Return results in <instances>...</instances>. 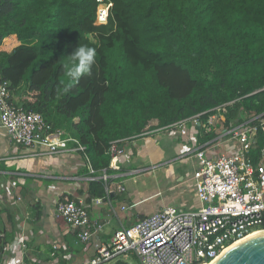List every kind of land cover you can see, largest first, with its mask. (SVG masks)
<instances>
[{
  "label": "trees",
  "instance_id": "obj_1",
  "mask_svg": "<svg viewBox=\"0 0 264 264\" xmlns=\"http://www.w3.org/2000/svg\"><path fill=\"white\" fill-rule=\"evenodd\" d=\"M110 1L106 23L99 0H0V45L20 41L0 50L1 80L26 83L21 105L77 137L96 171L110 170L112 141L152 120L167 127L229 102L228 126L264 114V0ZM79 43L98 45L97 65L64 93L61 62ZM252 125L258 161L264 129ZM105 193L103 179L90 181L91 197Z\"/></svg>",
  "mask_w": 264,
  "mask_h": 264
},
{
  "label": "built area",
  "instance_id": "obj_2",
  "mask_svg": "<svg viewBox=\"0 0 264 264\" xmlns=\"http://www.w3.org/2000/svg\"><path fill=\"white\" fill-rule=\"evenodd\" d=\"M101 4L108 5L107 23L113 3L99 0ZM229 104L217 105L166 127L187 133V123L191 122L202 125L208 133H216V137L183 157L195 166L192 180L200 204L197 209L165 205L118 230L112 239L99 241L97 234L104 224L91 216L89 207L102 204L109 191L90 201L79 196L59 198L55 214L73 228L78 242L89 245L96 240L95 254L81 264H112L130 253L137 256L139 264H206L232 244L264 230V147L258 161L251 152L258 133L252 121L258 120L264 129V114L244 122L233 121L228 126L225 122ZM0 111L1 126L16 145L35 155L82 153L90 179L97 178L85 145L63 128L55 127L42 113L17 104L10 82L1 78ZM147 134L145 131L140 136ZM137 137L112 141V158L124 155L125 142ZM225 143H229L225 146L228 150L219 152ZM99 178L108 182L111 175L103 169ZM119 189L124 190L122 185ZM53 248L57 250L58 245ZM10 249L9 243L3 245L0 264L5 263Z\"/></svg>",
  "mask_w": 264,
  "mask_h": 264
},
{
  "label": "crops",
  "instance_id": "obj_3",
  "mask_svg": "<svg viewBox=\"0 0 264 264\" xmlns=\"http://www.w3.org/2000/svg\"><path fill=\"white\" fill-rule=\"evenodd\" d=\"M4 41L5 47L20 43L17 38ZM27 92L24 83L12 91L13 100L21 105ZM158 123L152 120L147 135L125 142V154L112 158L107 170L111 178L105 181L109 196L89 207L91 216L104 224L97 240L112 239L118 230L165 205L185 210L199 207L192 180L195 166L183 157L205 144L208 132L191 122L187 133ZM228 144L219 152L227 151ZM102 171L96 172L94 180L100 179ZM0 176V232L8 235L11 247L4 264H81L95 254L96 240L79 243L73 228L55 214L59 198L91 199L92 175L84 154L35 155L16 145L0 122ZM121 259L135 264L125 256Z\"/></svg>",
  "mask_w": 264,
  "mask_h": 264
},
{
  "label": "clouds",
  "instance_id": "obj_4",
  "mask_svg": "<svg viewBox=\"0 0 264 264\" xmlns=\"http://www.w3.org/2000/svg\"><path fill=\"white\" fill-rule=\"evenodd\" d=\"M98 45L79 43L74 51L61 62L63 76L60 80V90L64 93L78 84L83 78L91 77L98 61Z\"/></svg>",
  "mask_w": 264,
  "mask_h": 264
},
{
  "label": "water",
  "instance_id": "obj_5",
  "mask_svg": "<svg viewBox=\"0 0 264 264\" xmlns=\"http://www.w3.org/2000/svg\"><path fill=\"white\" fill-rule=\"evenodd\" d=\"M214 264H264V230L229 246Z\"/></svg>",
  "mask_w": 264,
  "mask_h": 264
},
{
  "label": "rangeland",
  "instance_id": "obj_6",
  "mask_svg": "<svg viewBox=\"0 0 264 264\" xmlns=\"http://www.w3.org/2000/svg\"><path fill=\"white\" fill-rule=\"evenodd\" d=\"M103 11H101L100 15H101V17H103L104 19H106L107 18V15H108V5H104ZM4 44H5V41H3V43L0 45V50H9V49L14 48V46H15V44H7L6 47H5ZM16 44H18V42ZM63 129H64V127H63ZM64 130H66V129H64ZM125 257H127L129 261H131V262H133L135 264H138V262H139L137 256H135L134 253H130V255H127Z\"/></svg>",
  "mask_w": 264,
  "mask_h": 264
},
{
  "label": "bare ground",
  "instance_id": "obj_7",
  "mask_svg": "<svg viewBox=\"0 0 264 264\" xmlns=\"http://www.w3.org/2000/svg\"><path fill=\"white\" fill-rule=\"evenodd\" d=\"M104 5H105V4H104ZM104 5H102V7H104ZM241 241H242V240H241ZM238 242H240V241H238ZM215 261H216V260H213V261H211V262H207L206 264H214Z\"/></svg>",
  "mask_w": 264,
  "mask_h": 264
},
{
  "label": "snow or ice",
  "instance_id": "obj_8",
  "mask_svg": "<svg viewBox=\"0 0 264 264\" xmlns=\"http://www.w3.org/2000/svg\"><path fill=\"white\" fill-rule=\"evenodd\" d=\"M103 18V17H102Z\"/></svg>",
  "mask_w": 264,
  "mask_h": 264
}]
</instances>
